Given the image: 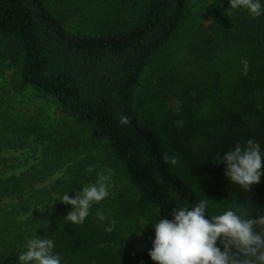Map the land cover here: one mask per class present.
Segmentation results:
<instances>
[{
    "label": "trees",
    "instance_id": "obj_1",
    "mask_svg": "<svg viewBox=\"0 0 264 264\" xmlns=\"http://www.w3.org/2000/svg\"><path fill=\"white\" fill-rule=\"evenodd\" d=\"M121 3L107 17L111 29L87 33L67 27L45 0H0L1 57L14 68L18 90L28 88L59 108L58 117H50L26 94L17 110L15 85L0 68V264H19L27 240L36 236L54 241L61 264H155L148 254L152 243L138 253L126 235L140 219L155 234L159 219L204 200L164 162L170 156L163 138L134 104L146 66L184 23L188 0ZM196 28L185 69L177 55L162 91L179 102L182 113L199 105L218 114L194 134L199 158L193 169L218 194L229 192L249 218L264 216V176L245 191L225 176L226 164L217 159L249 139L264 151V14L220 12L208 27ZM241 53L249 62L247 75ZM190 88L194 96L186 93ZM122 115L130 125L119 123ZM169 131L171 139L178 137ZM17 150L24 152L5 155ZM90 165L98 167L87 173ZM106 168L114 172L109 196L92 205L83 224H72L65 217L73 207L61 198H74ZM211 170L220 176L214 182L206 178ZM98 212L106 220H98ZM206 215L213 216L207 206ZM112 220L115 227L106 232Z\"/></svg>",
    "mask_w": 264,
    "mask_h": 264
},
{
    "label": "clouds",
    "instance_id": "obj_2",
    "mask_svg": "<svg viewBox=\"0 0 264 264\" xmlns=\"http://www.w3.org/2000/svg\"><path fill=\"white\" fill-rule=\"evenodd\" d=\"M229 16L233 10L244 9L253 17L264 14L260 0H229ZM247 75L249 62L242 61ZM176 111H180L177 103ZM121 125H130L131 118L120 117ZM226 164L225 176L245 191L259 184L264 176V151L261 145L249 139L244 146L239 142L235 147L217 158ZM165 163L175 165L178 158L165 156ZM98 166H88L85 171L92 173ZM114 172L111 168L97 174L95 183L82 187L75 197L63 195L61 202L73 207L65 219L74 225H81L90 214L93 204L109 196V186ZM207 200H201L194 207L174 209L172 219L161 218L154 224L155 238L152 241L150 258L155 264H264V216L249 218L242 207L227 210L209 218L206 215ZM100 221L106 220L103 213H97ZM115 221H109L105 228L111 232ZM219 242L221 247L217 246ZM51 238L36 236L26 243V251L18 256L19 264H61V258L54 251Z\"/></svg>",
    "mask_w": 264,
    "mask_h": 264
},
{
    "label": "rangeland",
    "instance_id": "obj_3",
    "mask_svg": "<svg viewBox=\"0 0 264 264\" xmlns=\"http://www.w3.org/2000/svg\"><path fill=\"white\" fill-rule=\"evenodd\" d=\"M45 1L50 9L62 18L67 27L73 31L87 33L108 31L111 26L107 21V17L116 15L123 4L121 0ZM229 10V0H188L186 19L181 25L177 36L146 66L134 99L136 111L143 121L152 126L163 138L169 156L175 155L178 158V162L175 165L172 164L175 172L198 189L204 200H207V208L212 215H219L227 210H236L238 207L243 208L238 201L228 199L229 192L218 194L211 184L203 180L199 168L193 169L197 165V158H199V155L196 154L197 157L195 156L198 147L194 134L198 132L199 128L209 126L218 118V114L210 108L199 105L189 113H182V109L177 112L176 104L179 102L173 97H169L167 90L162 91V83L163 80L170 78L172 73L169 72V67L170 65L172 67L177 55L183 57V64L180 69H185L186 58L192 52L188 47V44L192 42L191 37L195 35L192 30L199 25L208 27L217 13ZM201 29L196 28L195 30L201 31ZM1 51L2 47L0 45V68L5 71V76L15 85L12 93L15 97L14 105L17 106V110L21 105L18 103L19 97L33 94L31 97L32 102L36 103L38 107L41 106L45 114L57 118L59 108L54 101L41 99L28 88L18 90L14 68L3 60ZM240 56L242 61L246 60V53H241ZM188 85H185V87ZM186 93L194 96L196 92H193L190 88ZM28 106L31 110L36 107L34 104H28ZM170 129L178 131L177 138L171 139ZM23 150L8 151L5 155L20 156L23 154ZM217 166L218 169H221L220 163ZM216 176L220 177L215 173V170H211L208 171L206 178L210 177L209 181L214 182L213 179ZM133 231V233L127 234L126 237L133 242L138 253H143L153 241L154 230L147 221L140 219L138 225L134 226Z\"/></svg>",
    "mask_w": 264,
    "mask_h": 264
}]
</instances>
